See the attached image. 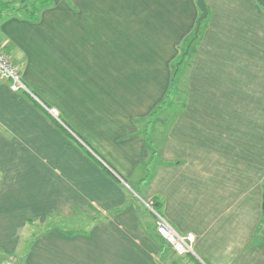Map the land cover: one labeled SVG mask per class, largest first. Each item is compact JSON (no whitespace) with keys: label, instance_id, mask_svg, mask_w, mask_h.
<instances>
[{"label":"crops","instance_id":"obj_1","mask_svg":"<svg viewBox=\"0 0 264 264\" xmlns=\"http://www.w3.org/2000/svg\"><path fill=\"white\" fill-rule=\"evenodd\" d=\"M47 1L0 13V48L29 89L0 78V252L16 264H264V7L206 0L179 91L159 108L197 0ZM149 199L195 235L193 253L155 230Z\"/></svg>","mask_w":264,"mask_h":264},{"label":"built area","instance_id":"obj_2","mask_svg":"<svg viewBox=\"0 0 264 264\" xmlns=\"http://www.w3.org/2000/svg\"><path fill=\"white\" fill-rule=\"evenodd\" d=\"M0 78L10 81V87L13 91H29L26 84L23 82L21 72L17 64L13 61L12 57L5 51L0 49ZM49 114L63 124L59 118V112L54 107H46ZM147 206L157 217L158 231L160 235L172 245L174 250L179 254L193 253V244L195 235L191 232L187 234L179 233L174 226L154 207V200L149 199L146 201ZM0 264H16V257L9 255L6 258H0Z\"/></svg>","mask_w":264,"mask_h":264},{"label":"rangeland","instance_id":"obj_3","mask_svg":"<svg viewBox=\"0 0 264 264\" xmlns=\"http://www.w3.org/2000/svg\"><path fill=\"white\" fill-rule=\"evenodd\" d=\"M47 0H28V2H27V4H21V3H12L13 5H11L10 4V6H7V7H0V13L2 14V15H7V14H11V13H17V14H21L23 11H25V9L28 7V8H32L33 7V4H38L37 6H40V8L43 6V8L44 7H46L47 5H43L45 2H46ZM48 2V1H47ZM33 3V4H32ZM188 5L185 3V1L183 0V1H181V3H180V8H181V10L182 11H185L186 9H188ZM1 44H3L2 42H1ZM188 45V44H187ZM192 45V44H191ZM195 46V45H194ZM191 47V46H190ZM194 48V47H193ZM193 48H192V54H193ZM0 49H2L3 51L5 50V49H3V48H0ZM186 50V49H185ZM184 48H182V50H181V52H180V54H179V57H178V59H177V62L179 63L180 62V60L182 59V61L184 60V57H182L180 60H179V58L181 57V56H183V53H184ZM189 50H190V48H189ZM5 52H7L6 50H5ZM189 53V52H188ZM8 54V53H7ZM9 55L12 57V58H14L13 56H12V54H10L9 53ZM189 59L188 58H186V60H185V63H187V61H188ZM16 64H17V66L19 67V69H20V64L19 63H17L16 62ZM188 64V63H187ZM20 72H21V69H20ZM36 80H38L40 83H41V87H39V89L41 90V91H43L45 94L47 93L48 94V96H52V90H51V88H49L47 85H48V82L47 81H45L44 79H38V78H36ZM133 199H134V197H132ZM152 215H153V222H154V227H155V230L159 233V231H158V225H157V217L155 216V214L154 213H152ZM56 225H58V226H60L61 227V224L59 225L58 223L56 224ZM63 225V224H62ZM3 229L4 228H2L1 229V232H3ZM160 234V233H159ZM0 241H4V238H3V234H0ZM171 247H172V245H171ZM94 248H96L95 246H94ZM95 250V249H94ZM80 251V250H79ZM96 251V250H95ZM94 251V252H95ZM96 253V252H95ZM5 254V253H4ZM2 252H0V256L2 257V258H6V257H8L9 255H7L6 256V254L4 255ZM97 254V253H96ZM98 255V254H97ZM4 256H6V257H4Z\"/></svg>","mask_w":264,"mask_h":264},{"label":"trees","instance_id":"obj_4","mask_svg":"<svg viewBox=\"0 0 264 264\" xmlns=\"http://www.w3.org/2000/svg\"><path fill=\"white\" fill-rule=\"evenodd\" d=\"M21 3L22 5L23 4H27L28 0H0V7H7V6H10L13 5L14 3ZM13 3V4H12ZM33 4V3H32ZM35 4H33V7L32 8H26L29 10L30 13H34V9H35ZM31 9V10H30ZM206 22V19H204L201 23V27H200V30H199V36L197 39H195L190 47V50H189V53L184 56V60L182 63L185 62L186 58H188L191 53H192V48L194 47V45L197 43V40L199 39L200 37V34H201V28L203 27L204 23ZM193 37V33L192 35L190 36V38L188 40H186V44L183 46L184 50L187 48V44L189 43V41L191 40V38ZM182 58V56L179 58V60ZM181 63V64H182ZM181 64H179L178 62H176L175 66H174V78H173V81L171 83V88H170V91L168 93V95L166 96V98L162 101V103L160 104L159 108H161L163 105H165L166 103H169L172 99H173V96L175 95V92L179 91L178 90V83H179V76H180V71H181ZM158 108V109H159ZM157 111V110H156ZM154 200V199H153ZM153 207L154 209L161 213V208H160V205L159 203L154 200V204H153Z\"/></svg>","mask_w":264,"mask_h":264},{"label":"water","instance_id":"obj_5","mask_svg":"<svg viewBox=\"0 0 264 264\" xmlns=\"http://www.w3.org/2000/svg\"><path fill=\"white\" fill-rule=\"evenodd\" d=\"M257 1L264 7V0H257ZM197 4H198V7H199L201 13H200V15L197 18L196 26H195L194 32H193V37L189 41V43L187 45V48L184 51L182 57H184V56H186L188 54L189 48H190L191 44L193 43V41L195 39L198 38V36H199V30H200V27H201V23H202V21L204 19L207 18L208 13H209V10H208L207 4H206V0H197ZM181 62H182V59L180 60L179 63H181ZM263 205H264V192H263Z\"/></svg>","mask_w":264,"mask_h":264}]
</instances>
